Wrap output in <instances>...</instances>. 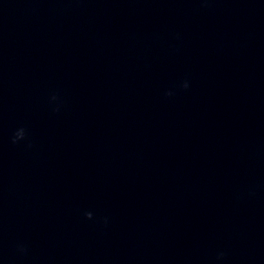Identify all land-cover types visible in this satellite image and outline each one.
<instances>
[{"label":"water","instance_id":"1","mask_svg":"<svg viewBox=\"0 0 264 264\" xmlns=\"http://www.w3.org/2000/svg\"><path fill=\"white\" fill-rule=\"evenodd\" d=\"M0 264H264V0H0Z\"/></svg>","mask_w":264,"mask_h":264},{"label":"clouds","instance_id":"2","mask_svg":"<svg viewBox=\"0 0 264 264\" xmlns=\"http://www.w3.org/2000/svg\"><path fill=\"white\" fill-rule=\"evenodd\" d=\"M182 87H183L184 89H188V88L190 87V83H189V81H188V80H184V81H183V84H182ZM173 94H174V93H173L172 91H168V92L166 93V95H168V96H172ZM51 99H52L53 101H55V100L58 99V97H57L56 95H53ZM56 110L58 111L59 109L57 108ZM25 138H26V130H25V128L21 127V128H18V129L16 130L14 136L12 137V142H13L14 144H15V143H19L20 141L24 140ZM87 216H88L89 219H91L93 215H92L91 217H89V215H88V213H87ZM105 222H107V220H105ZM22 250H23V249H22ZM224 255H225V254H224L223 252L219 253L218 259H223Z\"/></svg>","mask_w":264,"mask_h":264}]
</instances>
